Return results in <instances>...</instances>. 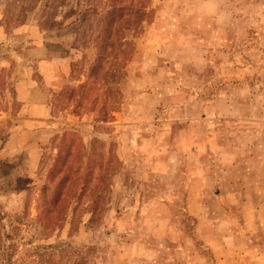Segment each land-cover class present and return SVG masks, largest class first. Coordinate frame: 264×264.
Here are the masks:
<instances>
[{"label":"rangeland","instance_id":"obj_1","mask_svg":"<svg viewBox=\"0 0 264 264\" xmlns=\"http://www.w3.org/2000/svg\"><path fill=\"white\" fill-rule=\"evenodd\" d=\"M0 245L264 264V0H0Z\"/></svg>","mask_w":264,"mask_h":264},{"label":"crops","instance_id":"obj_2","mask_svg":"<svg viewBox=\"0 0 264 264\" xmlns=\"http://www.w3.org/2000/svg\"><path fill=\"white\" fill-rule=\"evenodd\" d=\"M50 115H51V108H48V105L43 104L40 106V108H38V113H35L34 117L39 119H44L49 117Z\"/></svg>","mask_w":264,"mask_h":264},{"label":"trees","instance_id":"obj_3","mask_svg":"<svg viewBox=\"0 0 264 264\" xmlns=\"http://www.w3.org/2000/svg\"><path fill=\"white\" fill-rule=\"evenodd\" d=\"M124 2H126V0H124ZM98 62L100 63L99 60H98ZM92 70H93V69H92ZM92 70H91V71H92ZM59 160H60V159H59ZM57 167H58V166H55V169H56ZM50 172H52L50 175L53 176V175H54V170H51ZM59 185H60V183H59ZM56 190H57V189H56ZM56 190H55V191H56ZM0 246H1V245H0ZM7 249H8V248H7Z\"/></svg>","mask_w":264,"mask_h":264}]
</instances>
